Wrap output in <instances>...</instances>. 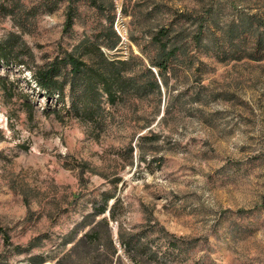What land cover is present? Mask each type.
Listing matches in <instances>:
<instances>
[{
  "label": "rangeland",
  "instance_id": "374dc122",
  "mask_svg": "<svg viewBox=\"0 0 264 264\" xmlns=\"http://www.w3.org/2000/svg\"><path fill=\"white\" fill-rule=\"evenodd\" d=\"M12 1L0 0V40L14 38L28 64L0 67V229L11 244L0 232V259L58 264L107 217L92 256H110L113 243L127 264H264V60L222 61L189 43L191 71L187 57L160 92L116 106L104 99L100 124L69 114L68 96L49 99L28 68L107 41L113 17L122 43L105 53L148 65L153 35L184 24L176 15L206 19L222 5L226 27L240 13L264 16V0H111L104 10L82 2L69 32L64 2L49 12L44 0H16L19 11L6 14ZM184 26L193 33L198 23ZM103 198L108 209L95 216ZM131 235L158 262L126 249Z\"/></svg>",
  "mask_w": 264,
  "mask_h": 264
},
{
  "label": "trees",
  "instance_id": "16d2710c",
  "mask_svg": "<svg viewBox=\"0 0 264 264\" xmlns=\"http://www.w3.org/2000/svg\"><path fill=\"white\" fill-rule=\"evenodd\" d=\"M60 2L66 5V21L64 31L69 32L75 24V18L82 2L88 3L98 10L108 9L113 3L108 0H44L43 8L52 12ZM233 5V4H231ZM3 6H5L3 4ZM6 8V14H16L21 8V2L13 0L10 7ZM222 5H212L210 14L205 17H186L187 13L176 15L175 18L183 20L184 24L178 29L179 23H172L160 28L151 38V47L143 52L146 54L149 64L134 55L127 58L109 57L105 48L115 50L122 43V37L114 29L112 18L107 31V41L92 44H80L71 52L56 56L52 61L42 65L28 67L32 71L36 86L49 99L58 97L62 101L69 97V114L77 118L99 123L104 119L105 112L102 102L106 99L111 105L116 106L125 99H138L153 91L160 92L161 85L168 86L171 77L176 79L182 66H187V57L190 58L188 71H191L193 56H187L189 43L195 45L198 52L210 50L220 60H264V16L257 13L238 14L226 27L220 21L223 13ZM191 16V15H190ZM194 18V19H193ZM198 23L193 33H188L185 23ZM208 42V43H206ZM18 44L14 38L0 40V67L27 65L19 54ZM21 50V49H20ZM30 54V49L24 51ZM186 68V69H187ZM109 198H103V207L94 210L95 216L103 215L108 209ZM119 201L116 200L110 209V218L116 219V208ZM103 223L108 226L107 217L101 219L90 228L69 250L58 264L64 261H72L75 254H83L82 260L75 264H127L113 243L110 256H92L99 251L101 235L96 225ZM5 244L11 245L9 237L3 229ZM122 238V236L120 237ZM123 242L124 238L121 239ZM137 241V244L132 245ZM126 249L135 246V253L148 255L147 261L158 262L157 253L141 244L134 235L124 243ZM28 248L25 252H30ZM131 253L133 251L131 250ZM38 258L30 257L20 264H34ZM65 263V262H64ZM0 264H9L7 260L0 259Z\"/></svg>",
  "mask_w": 264,
  "mask_h": 264
}]
</instances>
